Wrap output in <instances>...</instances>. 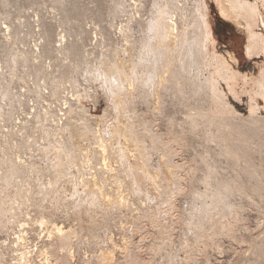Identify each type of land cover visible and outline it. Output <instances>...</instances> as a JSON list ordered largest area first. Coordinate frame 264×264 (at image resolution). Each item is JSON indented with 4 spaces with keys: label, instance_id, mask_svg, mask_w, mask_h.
Segmentation results:
<instances>
[{
    "label": "rangeland",
    "instance_id": "obj_1",
    "mask_svg": "<svg viewBox=\"0 0 264 264\" xmlns=\"http://www.w3.org/2000/svg\"><path fill=\"white\" fill-rule=\"evenodd\" d=\"M246 1L258 3L250 33L223 15L221 0H0L1 26H19L13 34L17 39L8 41L0 33V65L8 66L16 52L34 41L32 36L38 38L40 34L47 39L46 25L55 24L57 41L52 53L44 48L31 56L30 77L39 81L51 62L57 84L74 86L73 81H77L74 90L79 91L81 102L74 101V108L88 112L90 127L102 122L106 139L120 121V114L112 88L102 79L95 80L93 70L103 69L105 58L109 59L105 66L113 70L115 51L122 50L124 44L118 34L121 24H130L132 40L140 50L142 43L153 36L148 32L149 23L158 17L159 8L170 9L180 33L188 31L195 18L200 19L198 8L207 23L203 34L199 32V44L205 49L198 59L203 62L199 65L196 59L180 93L172 88L164 90L159 106L149 94L139 97V89L133 99H124L127 105L122 122L130 123L143 141L142 162L153 175L141 179L145 186L137 185L133 177L128 191L132 204L126 209L106 208L88 198L90 195L81 188L65 195L62 181L57 186L61 198L56 199L55 189L46 192L44 182L49 177L41 180L26 166L34 160L40 164L39 145L50 139L47 133L51 129L66 127L68 120L61 122L65 119V98L55 99L51 93L40 99L38 87L29 82L26 88L20 80L22 74L15 80L17 92L26 97L22 95L19 101L0 99L5 105L0 109V159L16 163L25 181L21 187L17 183L0 188V212H4L0 264H48L40 254L41 247L49 245L47 228L39 222L41 217L78 231L74 256L60 255L59 243L54 245L53 264L55 258L59 264H107L102 253L108 251L114 252L115 264H264V99L257 94L253 79L264 68V51L260 48L264 43V0ZM37 16L42 27L36 24ZM226 25L234 30L226 32ZM59 33L66 34L68 42L77 48L56 55L53 49L58 46ZM251 38L259 47L249 55L246 47ZM142 53L134 54L141 61V75L150 70V58L145 55L142 60ZM219 70L227 73V82H233L234 94L230 82L222 79L225 74H217ZM236 73H241L244 80H239ZM7 75L8 85L14 75ZM52 81L50 78V85ZM68 92L71 97L72 89ZM122 93L128 98L126 92ZM252 107H257L255 114H251ZM100 116L106 118L104 122ZM221 132L236 153L225 152ZM65 137L69 141V136ZM95 142L90 139L93 146ZM120 167L123 170L129 164L121 158ZM75 175L74 183L78 180L76 171ZM24 223L29 224V236L21 246L17 238Z\"/></svg>",
    "mask_w": 264,
    "mask_h": 264
},
{
    "label": "bare ground",
    "instance_id": "obj_2",
    "mask_svg": "<svg viewBox=\"0 0 264 264\" xmlns=\"http://www.w3.org/2000/svg\"><path fill=\"white\" fill-rule=\"evenodd\" d=\"M221 2L223 15L234 22L239 29H245L247 33H250V31H252L250 22L256 20L255 16L258 3L246 0H221ZM136 6L139 8L140 4L137 3ZM197 13L199 14L200 19L195 18L193 26L188 31L183 29V32L180 33L177 19L171 15L170 9L168 7L165 9L159 8L158 17L155 20H151L149 23L148 32L152 33L153 36L149 37V39L142 43L140 50L139 48H136V42L132 40L130 24H121L118 34L123 37L124 44L122 45V50L116 49L115 51V63L114 65L112 64L113 70H110L105 66L107 61H109L108 58H105L103 69H97V71L93 70V77L95 80L99 81V79H102L105 86L112 88V97H114L116 109L120 114V121L117 126L112 128L110 134L111 137L109 139H106L103 135L104 130L102 128V122L98 124V127L92 128L89 124L88 119L90 118V115L88 112L82 107L81 112L79 109L80 107L74 108V101L79 100L78 104L81 102L79 91L74 90L77 81H73L74 86L71 83L69 85L57 84L56 77L53 74L55 67L51 62L44 67L42 76L38 79L39 81H34L33 77H30L31 56L33 57L35 52L39 53L44 48L45 52L48 54L51 55L52 53L53 45L57 41L54 34L56 27L55 24L49 23L46 25L47 39L40 34H38V38L32 36L34 41L30 40L26 46L27 48L25 47V50L16 52L14 58L10 59L8 66L0 65V99H18V101L19 99H23V96L25 95L17 92L18 83H15V80H17L21 74L22 79L20 77V80L23 81L26 88L30 87L29 82L38 87L41 95L40 99H46L48 94L51 93L55 99L60 100L62 97L65 98V119L61 118V122L64 124V120H68L66 127H61L57 129V131L54 129H51L50 132L48 131L49 133H47V137H50V139L46 138V140L43 141L45 143L39 145L38 156H40V158L38 160L40 161V164L36 163V160H34V163L26 166V168L29 169V172L36 174L40 179H46V176L49 177L47 178V183L44 182L46 192L55 189L54 193L57 195L56 199L61 198V195L58 194L60 188H57V186L62 181L66 186L65 195H67L70 190L75 191V189L78 190L81 188L85 194L90 195L88 198H94L106 208L117 207L126 209L132 204V196L128 191L132 188L133 177L135 178V183L137 185L140 184V186H145L146 184L143 183L141 179L143 177L146 179L148 176L153 177V175L150 168L142 162V154L145 152V147L142 143L143 141L138 139L139 135H137L135 128L131 127L130 123L127 121L122 122V115L124 114L125 106L127 105V101L124 99H133L134 94L139 89V97H142V95L147 96V94H149L154 97L156 105L159 106V100L162 99L164 90L172 88L176 94L182 91L184 81L188 75L192 74V65L194 63L196 64V59L199 65L203 62L202 59H198V55H201V52L205 49L204 45L200 46L199 44V32H202L203 34V29H205L207 23L205 22L204 15L199 8ZM37 18L38 20H35L36 24L39 23L37 26L42 27L43 25L39 16H37ZM201 21L204 22V24H202ZM1 27L3 29H1ZM17 28H19V26L14 28L13 26L5 24L1 26L0 24V33H3L8 41L14 38L17 39V34L16 36H13L18 30ZM35 30L36 27H34V34H36ZM42 34L44 35L45 33L42 32ZM207 35L208 37L210 36L209 34ZM58 37V46L56 45V49H53V52L55 51L56 55L65 53L70 47L77 48L76 44H70L68 42L66 34L59 33ZM254 37L256 38L258 36L254 35ZM255 38H251L248 41L246 50L249 55L259 47ZM31 42H34L32 47H30ZM260 48L264 51V43H261ZM141 50L144 52V54H141L142 60H145V55L150 58V61L147 60L150 62V70L143 75H141V72L138 69L141 61H137L134 58L135 52L140 53L142 52ZM234 61H237L236 58H234ZM103 70L106 72H103ZM17 71H20V74H16ZM8 72L10 75L12 74V76H14L12 79L10 78L11 80L8 81L9 84L7 85L5 80L9 79L7 78ZM221 73L225 74L222 79L228 81V77L226 78L227 73L222 70L217 71V74ZM235 75L239 80H244V76L241 73H236ZM50 78L51 80L53 79L51 85L49 83ZM253 79L256 81L255 83L258 88L257 94L264 99V68L261 74ZM41 80H43L42 83H40ZM229 82L231 85L230 90L234 94L233 82H231V80H229ZM229 82L227 83L229 84ZM216 83L219 84V80L216 81ZM71 89L72 95L69 97L70 93L68 92L69 94L67 95L66 92ZM122 92H126L128 98H123ZM2 104L0 102V109H5V105L3 104V106ZM50 107H52V105H50ZM51 109L52 108H50V110ZM256 111H258L257 107H252L251 114H255ZM2 116L3 114H0V118H2ZM99 119L104 122L106 118L100 116ZM46 132L47 130L44 131V133ZM220 134L225 144V152L236 153V148L226 144V140H228L225 138L226 135L223 132ZM66 135L69 136V141H67V138L65 137ZM91 138L96 140L95 146L90 144ZM88 144L90 146H88ZM34 153L35 152L32 154ZM121 158L129 164V168L124 167L123 170L121 169ZM10 161H2L0 159V188H9L15 186L17 183L21 187L22 183L25 181V178H23L24 175L22 174L23 172L20 175V172L17 171L18 165L13 162L9 164ZM131 162H134V164H131ZM162 163L164 164V160H162ZM139 167H141V169ZM75 171L78 173L76 177L78 180L76 179L74 183L72 175H75ZM121 173H123L124 176L121 175ZM158 173L159 171H155L154 174L159 176ZM111 183L113 186L109 187L107 184ZM21 192L22 190H20V193ZM3 215L4 212L2 209L0 212V224L4 221ZM39 222L41 226L47 228V240L49 242V245L41 247L42 250L40 251V254L42 258L48 264H53L54 245L59 243L62 244L60 247V255L71 253V256L73 257V242L78 236L77 229L75 227L67 229L66 226L50 221L44 217H41ZM20 227L21 230L17 239L18 245L22 246L24 243L28 242L29 232L27 229L29 224L24 223L21 224ZM21 255H25V253ZM102 258L107 264H115V256L112 251L103 252ZM60 259L62 258L60 257ZM54 260L56 261L55 264H59L58 258H55Z\"/></svg>",
    "mask_w": 264,
    "mask_h": 264
},
{
    "label": "trees",
    "instance_id": "obj_3",
    "mask_svg": "<svg viewBox=\"0 0 264 264\" xmlns=\"http://www.w3.org/2000/svg\"><path fill=\"white\" fill-rule=\"evenodd\" d=\"M227 26V30H226V32H232V30H234L232 27H230V28H228V25H226ZM221 35V37L222 36H224L225 34H220ZM236 36H237V34H235Z\"/></svg>",
    "mask_w": 264,
    "mask_h": 264
}]
</instances>
